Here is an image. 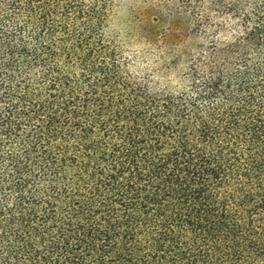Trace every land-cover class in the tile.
<instances>
[{
    "label": "trees",
    "instance_id": "1",
    "mask_svg": "<svg viewBox=\"0 0 264 264\" xmlns=\"http://www.w3.org/2000/svg\"><path fill=\"white\" fill-rule=\"evenodd\" d=\"M178 2L134 70L117 0H0V264H264V0Z\"/></svg>",
    "mask_w": 264,
    "mask_h": 264
},
{
    "label": "rangeland",
    "instance_id": "2",
    "mask_svg": "<svg viewBox=\"0 0 264 264\" xmlns=\"http://www.w3.org/2000/svg\"><path fill=\"white\" fill-rule=\"evenodd\" d=\"M179 8L178 0H117V14L113 30L124 40L125 52L133 62L134 70L154 65L159 60H169L168 50L183 51L194 39L183 38V20L175 16ZM178 37L168 41L167 35ZM166 49L164 52L158 50Z\"/></svg>",
    "mask_w": 264,
    "mask_h": 264
}]
</instances>
